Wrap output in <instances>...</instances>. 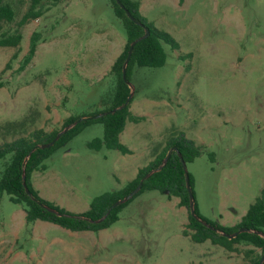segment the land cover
I'll return each mask as SVG.
<instances>
[{
	"label": "rangeland",
	"instance_id": "rangeland-1",
	"mask_svg": "<svg viewBox=\"0 0 264 264\" xmlns=\"http://www.w3.org/2000/svg\"><path fill=\"white\" fill-rule=\"evenodd\" d=\"M140 1L143 17L180 50L163 44V67L132 72L130 111L141 119L127 122L121 135L132 153L91 149L104 136V126L93 124L57 150L45 171L33 173V186L42 199L85 213L95 198L126 187L171 137L184 134L203 147L187 164L200 214L232 227L264 191V0ZM4 2L16 13L4 31L23 39L19 47L0 48V145L37 129L62 130L70 116L104 110L103 97L114 87L111 69L127 39L109 0H42L49 10L23 27L18 24L32 0ZM35 32L41 35L36 55L21 70ZM187 54L192 58L180 59ZM178 203L170 193L146 191L110 228L71 235L52 223L27 224L25 210L4 193L0 264L244 261L246 249L230 258L220 246L184 236L188 210ZM261 252L256 248L255 255Z\"/></svg>",
	"mask_w": 264,
	"mask_h": 264
},
{
	"label": "trees",
	"instance_id": "trees-1",
	"mask_svg": "<svg viewBox=\"0 0 264 264\" xmlns=\"http://www.w3.org/2000/svg\"><path fill=\"white\" fill-rule=\"evenodd\" d=\"M53 1L54 5H57L61 0ZM120 1L131 14L134 21L129 18L126 10L122 9L116 0H109L116 16L123 23L127 39L124 51L116 59L111 69L114 78V87L103 97V102H105L104 105L106 106L105 109L89 115L68 117L64 122L62 130L74 123H77V125L62 135L48 149H41L40 146L53 142L62 130L46 132L43 129H37L28 136L20 137L12 142L0 145V163H3V170L0 175V196L4 193L8 194L14 204L21 206L25 210L27 224L41 220L53 223L72 232H99L114 225L119 220L120 212L140 194L146 191L169 192L170 196H175L180 199V207H185L188 210L189 223L188 226L186 225L187 228L183 230L184 236L189 237L194 243L201 244L209 241L213 245L220 246L229 252H239L237 245L241 244L259 248L262 250L261 254L255 255L254 252H250L254 255L252 254L250 261L243 264H260L264 254V191L251 205L241 222L233 227H226L218 222L204 218L200 214L198 204L195 200L196 215L202 221L215 228L216 231L203 225L191 214L190 194L187 188L185 171L179 157V154H181L187 164L193 163L202 154L203 147L196 144L194 140L187 139L184 134L171 137L157 158L148 166L141 168L133 181L121 190H115L95 198L91 204V208L85 213L74 214L50 203L42 199L39 192L34 188L32 183L33 173L45 171V162L57 150L68 144L81 134L84 129L93 124L98 123L104 126V136L102 139H95L91 142L89 144L91 149L99 151L102 148H107L109 150H118L124 154L132 153L131 150L121 143L120 136L125 131L127 122L137 123L141 119L134 116L130 111V105L133 101L131 100L125 108L112 113L113 110L125 105L132 92L123 77V67L128 58L131 45L145 36L147 31L150 33L147 38L137 42L133 49L127 66L126 76L129 82H131V75L136 66L160 68L166 64L167 54L163 44L169 45L175 51L180 50L179 43L169 33L156 28L143 17L140 12L141 3L139 0ZM184 3L185 0H179L180 5ZM48 10L42 4V0H32L28 11L18 24L19 27L27 25L31 20L40 19ZM15 18L16 13L13 7L9 3L4 2V0H0V48H16L21 45L23 39L21 33L11 34L4 31V26L14 22ZM40 39L41 35L38 32L32 34L29 52L24 59L21 70H24L35 57ZM189 58H192V54L180 56V59L183 60ZM9 67V64H7L6 69ZM187 68L189 69V67ZM100 114L106 115L95 118ZM173 148H177L179 154L176 151H172L167 163L158 171L164 164L168 153ZM152 172L154 173L146 178ZM24 173L26 175L25 182L32 196L28 195L24 187ZM189 179V184L195 197V179L190 173ZM142 180L144 182L140 192L128 202L114 208L103 222L97 224L82 219L87 218L96 221L103 218L113 204L133 192ZM45 207L56 210L59 215L51 213ZM241 229H248L250 232L241 233L233 239H228L219 233L223 232L231 235Z\"/></svg>",
	"mask_w": 264,
	"mask_h": 264
},
{
	"label": "water",
	"instance_id": "water-1",
	"mask_svg": "<svg viewBox=\"0 0 264 264\" xmlns=\"http://www.w3.org/2000/svg\"><path fill=\"white\" fill-rule=\"evenodd\" d=\"M116 1H117V3L121 6L122 9H125V6L121 3L120 0H116ZM125 10H126V9H125ZM126 12H127V15L129 16V18H131V20L134 21V19H133V17L131 16V14H130L127 10H126ZM149 35H150V33L147 31L146 34H145V36H143L142 38H140L139 40H137L136 42H134V43L131 45V48H130V50H129L128 58H127V60H126V62H125V64H124V67H123V77H124L125 82H126L129 86H130L131 84H130V82L127 80V76H126V75H127V66H128V64H129L130 58H131V56H132L133 49H134V47H135V45H136L137 42H139V41H141V40L147 38ZM132 98H133V92H131V94H130L128 100H127L126 103H125V105H123L122 107H120V108H118V109L113 110L112 113H114V112H116V111H118V110H121V109L125 108L126 106H128V104L131 102ZM104 115H106V114H100V115L96 116L95 118H100V117H103ZM76 125H77V123H74L73 125L69 126L68 128H65L64 130H62V131L57 135V137L55 138V140H54L53 142H51V143H49V144H46V145H43V146H40V148H41V149H48V148L52 147V146H53V145H54V144L60 139V137H61L62 135H64L65 133H67L70 129H72V128L75 127ZM172 151H176V152H178L177 148H173V150H171V151L168 153V156H167V158L165 159L164 164L158 169V171L161 170V169L163 168V166L167 163L168 158H169V155H170V153H171ZM178 154H179V152H178ZM179 157H180V160H181V162H182V166H183V169H184V171H185V175H186L187 188H188V191H189V194H190V199H191V214H192V216H193L196 220H198L199 222H201L203 225H205L206 227H208L209 229H211V230H213V231H216L215 228H213L212 226H210V225H208L207 223H205L204 221H202V220L196 215V213H195V197H194V195H193V193H192V190H191V187H190V184H189V180H190V179H189V172H188V169H187V163L184 161V159H183V157H182L181 154H179ZM153 173H154V172H152L151 174L147 175L146 178H148L149 176H151ZM23 178H24V187H25V189H26V192L28 193V195L32 196L31 193H30V191H29V189H28V187H27V184H26V182H25V179H26V175H25V173H24V175H23ZM143 182H144V180H142L141 183L137 186V188H136L133 192H131L129 195H127L124 199L119 200L118 202H116L115 204H113V206L108 210L107 214H106L103 218H101V219H99V220H96V221H94V220H90V219H87V218H82V219H83V220H87V221H89V222H91V223H97V224L103 222V221L109 216V214L111 213V211H112L114 208L118 207L119 205H121V204H123V203H125V202H128V201L131 200L136 194H138V193L140 192V190L142 189ZM167 193H169V192H167ZM45 208H46L48 211H50L51 213H54V214H56V215H59V213H58L56 210L51 209V208H48V207H45ZM244 232H250V231H249L248 229H241L240 231H238V232H236V233H234V234H231V235L226 234V233H223V232H219V233H220L221 235L227 237L228 239H233V238H236L239 234L244 233ZM256 233H258V232H256ZM260 264H264V254H263V257H262V259H261V261H260Z\"/></svg>",
	"mask_w": 264,
	"mask_h": 264
},
{
	"label": "crops",
	"instance_id": "crops-1",
	"mask_svg": "<svg viewBox=\"0 0 264 264\" xmlns=\"http://www.w3.org/2000/svg\"><path fill=\"white\" fill-rule=\"evenodd\" d=\"M140 1V0H139ZM186 1V0H185ZM140 3H141V6H140V12L142 11V2L140 1ZM126 45V44H125ZM125 48V47H124ZM123 51H124V49H123ZM122 51V52H123ZM122 52H121V54H122ZM120 54V55H121ZM119 55V56H120ZM118 56V57H119ZM117 57V58H118ZM116 58V59H117ZM116 61V60H115ZM46 131V130H45ZM46 132H48V131H46ZM50 132H52V131H50ZM123 134V133H122ZM121 134V135H122ZM120 141H121V136H120ZM122 143V142H121ZM161 153V152H160ZM159 153V154H160ZM38 172H40V171H38ZM135 179V178H134ZM134 179H132V180H130V182L131 181H133ZM129 182V183H130ZM179 199V198H178ZM178 205H179V207H180V199H179V203H178ZM182 208H184L185 209V207H182ZM185 211H187L186 209H185ZM80 214H82V213H80ZM245 216V215H244ZM243 216V217H244ZM23 217H24V220H25V222H26V212L24 211V215H23ZM242 217V218H243ZM218 222V221H217ZM241 222V221H240ZM239 222V223H240ZM27 223V222H26ZM218 223H220V222H218ZM238 223V224H239ZM53 224V223H52ZM221 224V223H220ZM30 225V224H29ZM31 225H34V226H36L37 225V227H49L50 225H51V223L50 222H45V221H41V220H38V221H35L34 223H32ZM55 225V224H54ZM185 225V224H184ZM188 225V224H187ZM222 225V224H221ZM235 225H237V224H235ZM235 225H233V226H235ZM56 226H58V225H56ZM232 226V227H233ZM60 227V226H59ZM62 228V227H61ZM62 229H64V228H62ZM185 229V228H184ZM65 231H69V233L71 234V232L72 231H70V230H67V229H64ZM84 232H88V231H84ZM67 233V232H66ZM80 233H83V232H80ZM71 235H73V234H71ZM209 242V241H208ZM211 243V242H210ZM244 247V248H243ZM237 248L239 249V252H229L228 251V253H229V257L230 258H235V257H233L232 255H230V253L231 254H240L241 255V251H242V249H246L245 250V252H243L244 253V257H243V260L244 261H240L241 263L240 264H243V263H245V262H248V261H250V257H252V254L253 253H250V252H254L255 253V250H256V248L255 247H253V246H250V245H245V244H241V245H237ZM227 251V250H226ZM247 254H248V256H247ZM254 255V254H253ZM239 259V258H238Z\"/></svg>",
	"mask_w": 264,
	"mask_h": 264
}]
</instances>
